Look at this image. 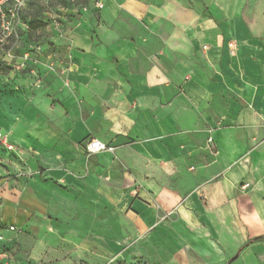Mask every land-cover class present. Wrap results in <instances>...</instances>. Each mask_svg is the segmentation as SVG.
Segmentation results:
<instances>
[{
  "label": "crops",
  "instance_id": "1",
  "mask_svg": "<svg viewBox=\"0 0 264 264\" xmlns=\"http://www.w3.org/2000/svg\"><path fill=\"white\" fill-rule=\"evenodd\" d=\"M157 1L159 55L82 42L67 84L23 88L27 105L5 111L9 137L33 151L14 222H46L44 242L74 244L37 246L33 258L99 264L120 237L104 227L124 216L171 264H217L233 210L264 194V0H147L151 11ZM88 138L115 151L88 156Z\"/></svg>",
  "mask_w": 264,
  "mask_h": 264
},
{
  "label": "rangeland",
  "instance_id": "2",
  "mask_svg": "<svg viewBox=\"0 0 264 264\" xmlns=\"http://www.w3.org/2000/svg\"><path fill=\"white\" fill-rule=\"evenodd\" d=\"M155 5L157 7L152 6L156 11H151L147 0H30L20 14V39L2 43L0 36V237H3L0 240V264H53L49 263L50 258L39 260L32 257L37 246L51 245L63 253L74 245L44 242L50 238L46 222L36 226L32 222H14L12 205L17 196L15 189L21 178L31 176L33 151L30 146H18L9 137L4 126L10 123L11 116L5 111L27 105L21 96L23 88L35 94L50 87L52 79L67 84L72 72L73 50L84 52L82 42L96 48L130 45L141 54L159 55L161 52L155 48L160 41H153V37L160 38L158 30L167 24L161 19L158 1ZM78 41H81L80 45H77ZM167 41L163 37L162 43ZM26 54L29 59L22 68L20 64ZM151 62L154 59L151 58ZM18 73L25 76V81L16 82ZM5 76H9L8 79ZM28 101L31 103V99ZM92 139L88 138L85 146ZM250 197L247 203L239 204L242 209L238 207V212L233 210V219H227L226 258L216 261L217 264H264V242L250 244L240 250L249 239L264 234V194ZM132 210L129 206L123 214L126 216ZM168 216L171 219L176 217L174 211ZM119 223L118 227H104L105 237L110 238L112 232L120 237L118 243H104V255L99 264H171L167 249L161 242H145V234L132 236V223L124 216ZM11 226L16 230L11 231ZM155 228H143L141 232L147 234ZM239 230L243 234L241 241ZM39 237L43 242H38ZM237 254L239 257L231 262Z\"/></svg>",
  "mask_w": 264,
  "mask_h": 264
},
{
  "label": "built area",
  "instance_id": "3",
  "mask_svg": "<svg viewBox=\"0 0 264 264\" xmlns=\"http://www.w3.org/2000/svg\"><path fill=\"white\" fill-rule=\"evenodd\" d=\"M30 0H0V36L1 42H9L12 40H19L18 28L20 26V14L25 9ZM103 8V5H100ZM10 58L12 59L11 55ZM29 59V55H25V59L20 64V67H25V61ZM12 148V147H11ZM88 156L101 152H114L115 148L108 146L97 139L90 140L86 146ZM11 231L16 228L11 226ZM3 240V237H0Z\"/></svg>",
  "mask_w": 264,
  "mask_h": 264
},
{
  "label": "trees",
  "instance_id": "4",
  "mask_svg": "<svg viewBox=\"0 0 264 264\" xmlns=\"http://www.w3.org/2000/svg\"><path fill=\"white\" fill-rule=\"evenodd\" d=\"M258 242H264V235L249 240L243 247H241L240 250L244 249L245 246H247V245L258 243Z\"/></svg>",
  "mask_w": 264,
  "mask_h": 264
},
{
  "label": "water",
  "instance_id": "5",
  "mask_svg": "<svg viewBox=\"0 0 264 264\" xmlns=\"http://www.w3.org/2000/svg\"><path fill=\"white\" fill-rule=\"evenodd\" d=\"M238 257H239V254H237V255L231 260V262L235 261Z\"/></svg>",
  "mask_w": 264,
  "mask_h": 264
}]
</instances>
